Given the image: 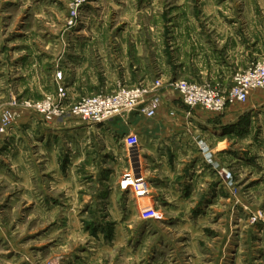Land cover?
I'll use <instances>...</instances> for the list:
<instances>
[{"label": "rangeland", "instance_id": "374dc122", "mask_svg": "<svg viewBox=\"0 0 264 264\" xmlns=\"http://www.w3.org/2000/svg\"><path fill=\"white\" fill-rule=\"evenodd\" d=\"M197 38L207 82L229 88L237 72L264 57V0H0V117L16 115L0 140L25 112L45 131L72 117L48 121L26 105L58 98L54 71L60 81L66 75L60 86L68 107L119 86L153 87L161 79L164 87L187 78L168 71L197 49ZM172 46L183 50L175 54ZM140 67L139 78L133 71ZM238 104L239 131L228 137L232 159L219 167L206 156L222 183L211 196L200 191L195 204L156 207L133 188L118 191L115 180L121 187L138 160L123 135L124 155L99 149L81 160L72 155L70 134L39 137L21 125L25 136L9 143L12 156L0 158V264H264V90ZM90 124L99 140L101 130L116 134L109 122ZM152 207L163 217L139 226Z\"/></svg>", "mask_w": 264, "mask_h": 264}, {"label": "crops", "instance_id": "0c3cea01", "mask_svg": "<svg viewBox=\"0 0 264 264\" xmlns=\"http://www.w3.org/2000/svg\"><path fill=\"white\" fill-rule=\"evenodd\" d=\"M198 41L199 38H197V43H195L197 49L192 50L190 48L188 50L196 56L193 58L194 62L190 61L191 53L186 60L183 59L178 62L176 72L172 73V70L168 71L171 75L175 74L174 77H176V73H180L185 77L187 76V78H177V80L186 79L199 83L212 80L206 77V68L198 62V58L201 57V50H205L204 47L199 46ZM200 44L202 43L200 42ZM171 48L175 49V54L183 50L181 47L172 46ZM138 55H140V53H138ZM140 57L132 56L130 61L142 60ZM60 63L59 65L63 66V63ZM59 65L57 64L55 68H59ZM142 70L143 67H140L135 70V72L133 71V74L138 73L139 78L143 77L144 73ZM145 75V77L148 78L149 73ZM137 79L138 77H135V81ZM173 79L176 80V78ZM66 80V75L62 81L58 80L56 72L54 71L52 83L56 88H58L59 84L65 85ZM40 82L41 81L36 82L37 89L40 88ZM133 85H137V83ZM160 93L163 102L154 117L144 116V114L137 111L130 114L131 116L129 117L115 118L110 121L109 124H111V128L115 130L116 134L113 136L106 132V130H101L102 132H99V137H102L101 140L97 138L95 134L96 127L93 124L82 121L78 122L70 117L54 122V126L56 127L53 126L54 129L51 128V130L45 131L37 115L33 114L35 116H30L32 113L28 115L25 112L10 132V138H7V136L1 138L0 158L12 156L14 152L11 151L10 145L15 142L19 136H25L21 131V125L23 124V127H25V124L29 125V128L26 130L27 133H33L34 131L39 137L42 136L41 132L43 133V131H45L43 134H45L46 137L49 136V133H57L62 136L66 134L68 136L70 134L69 146H71L73 150L72 155H74V157L77 156L81 160L85 158L88 159L90 153H93V155L99 154V149L104 153H110L112 150L114 152L112 154L114 155H119V153L124 155L126 148L122 144L123 140L120 135H123L124 141L127 139V142L130 137H135L138 141V145L132 149L137 152L136 155L138 160L135 166L136 169L132 166V173L135 175L141 174L151 182L150 193L148 195L141 197L135 195V197H137L138 200L141 198L145 202L148 201L156 207H158L157 204L160 202L198 203L199 200L197 199V195H199V192L203 191L205 193L204 197L211 196V188H214L215 184L220 181L216 168L206 159V155L203 151V144L209 148V152L212 154V163L219 165V167L227 166L226 161L229 160L228 156L231 155L232 159L233 155L232 152L227 150L232 148L231 142L233 141L232 139H234L232 138L234 136L233 134L239 131V104L231 105L226 108L224 112L216 113L206 110L201 106H197L194 109L185 106L182 103L180 94L171 85L164 86ZM105 126L106 125H103L102 127ZM97 128H99V130L102 129L100 127ZM228 137H230L231 142ZM42 141L43 145L47 144L46 140ZM8 147L10 149H8ZM54 147L56 148V146L51 148L54 149ZM92 150H94V152ZM75 151H77V153H75ZM80 155L83 157L80 158ZM78 158L77 160H79ZM77 160H74L75 165L79 163H77ZM110 181L112 182V180ZM119 183V180H115L118 191L122 193L126 192V190L119 186ZM221 183V181L218 183V187H220ZM208 184L209 187L211 185L210 188L207 187ZM218 197L221 198L219 193L216 196L212 195L211 199L215 198L217 200ZM92 201L93 199L91 202ZM118 213L119 218H122L124 213L119 211ZM112 214L111 217L114 219L118 218L114 214L112 216ZM160 214L163 215V212ZM139 217L141 218L139 226H147L149 223L160 221L163 216L158 217L157 214L156 218L143 219L140 214Z\"/></svg>", "mask_w": 264, "mask_h": 264}, {"label": "built area", "instance_id": "2783aa9c", "mask_svg": "<svg viewBox=\"0 0 264 264\" xmlns=\"http://www.w3.org/2000/svg\"><path fill=\"white\" fill-rule=\"evenodd\" d=\"M170 85L178 91L182 103L190 109L201 106L206 110L221 113L231 105L245 103L253 91L264 90V57L246 70L237 72L229 88H224L221 84L199 83L185 79L173 81ZM162 87L161 79H158L153 87L143 84L133 87L119 86L113 93L84 97L68 107L67 102L63 101L68 98V93L59 84L57 99L49 97L37 101L28 100L26 105L42 113L48 121L70 115L83 122L104 124L116 117L137 111L154 117L163 102L160 93ZM15 119L16 115L12 110L3 112L0 117V137L7 133ZM128 144L130 148H135L138 141L135 137H130ZM203 145L205 155L211 158L209 148ZM121 188L124 190L133 188L139 197L150 193V184L146 179L130 173L125 176ZM142 217L156 218L157 211L153 207L148 208L142 212Z\"/></svg>", "mask_w": 264, "mask_h": 264}]
</instances>
